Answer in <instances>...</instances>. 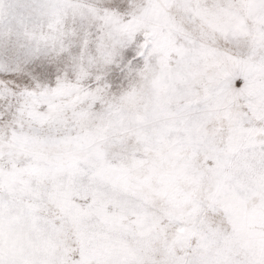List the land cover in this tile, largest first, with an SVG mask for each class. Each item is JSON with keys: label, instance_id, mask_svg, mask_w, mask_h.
<instances>
[{"label": "snow or ice", "instance_id": "obj_1", "mask_svg": "<svg viewBox=\"0 0 264 264\" xmlns=\"http://www.w3.org/2000/svg\"><path fill=\"white\" fill-rule=\"evenodd\" d=\"M0 264H264V0H0Z\"/></svg>", "mask_w": 264, "mask_h": 264}]
</instances>
